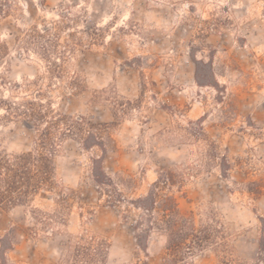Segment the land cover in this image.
<instances>
[{
    "label": "rangeland",
    "instance_id": "obj_1",
    "mask_svg": "<svg viewBox=\"0 0 264 264\" xmlns=\"http://www.w3.org/2000/svg\"><path fill=\"white\" fill-rule=\"evenodd\" d=\"M47 129L53 186L1 206L0 264H164L166 232L141 247L128 202L156 184L198 227L224 226L226 251L183 264H257L264 0H0V154L34 153ZM100 166L132 180L123 202L100 193ZM91 238L102 263L74 257Z\"/></svg>",
    "mask_w": 264,
    "mask_h": 264
},
{
    "label": "trees",
    "instance_id": "obj_2",
    "mask_svg": "<svg viewBox=\"0 0 264 264\" xmlns=\"http://www.w3.org/2000/svg\"><path fill=\"white\" fill-rule=\"evenodd\" d=\"M64 124L70 131H83L85 118H65ZM52 133L47 129L42 133L39 148L34 153L15 156L0 154V208L5 204L24 202L41 190L53 186V166L49 154L52 153ZM96 182L101 194H108L111 203H121L126 196L121 192L122 185H129L132 180L109 176L100 166L97 170ZM177 176L172 171L164 172L160 182H174ZM146 196L128 199V202L140 210L138 214V239L141 247L148 250L151 233L154 230L165 231L167 237V253L164 264H183L186 254L202 249L206 245L226 251L227 243L223 224L217 219L204 227H198L193 213H182L172 196L159 192V186ZM264 221V219H263ZM104 245L94 238L79 243L74 247V257L85 258L86 262H100L104 254ZM222 263H226V257ZM257 264H264V228L259 242Z\"/></svg>",
    "mask_w": 264,
    "mask_h": 264
}]
</instances>
